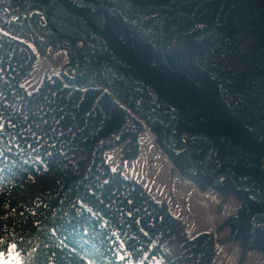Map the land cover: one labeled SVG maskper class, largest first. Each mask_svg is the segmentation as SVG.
Segmentation results:
<instances>
[{"label":"trees","instance_id":"16d2710c","mask_svg":"<svg viewBox=\"0 0 264 264\" xmlns=\"http://www.w3.org/2000/svg\"><path fill=\"white\" fill-rule=\"evenodd\" d=\"M50 46L69 58L29 90ZM145 125L264 254V0H0V264H211L213 233L105 158Z\"/></svg>","mask_w":264,"mask_h":264},{"label":"rangeland","instance_id":"374dc122","mask_svg":"<svg viewBox=\"0 0 264 264\" xmlns=\"http://www.w3.org/2000/svg\"><path fill=\"white\" fill-rule=\"evenodd\" d=\"M68 58L67 48L50 46L46 52L37 53L22 82L29 90L35 89L46 74L59 72ZM169 138L177 141L172 134ZM129 140L127 138L107 148L106 160L113 168L134 177L154 198L165 200L171 213L181 218L190 236L202 231L212 232L216 252L211 264H258L262 261L264 254L258 249H250L242 258L239 241L229 239L230 227L226 219L237 213L240 204L238 197L222 194L215 184L202 188L185 177L156 141V134L150 126H143L140 131L135 153L123 157ZM7 259L2 264L18 263L17 257Z\"/></svg>","mask_w":264,"mask_h":264},{"label":"water","instance_id":"95a60500","mask_svg":"<svg viewBox=\"0 0 264 264\" xmlns=\"http://www.w3.org/2000/svg\"><path fill=\"white\" fill-rule=\"evenodd\" d=\"M184 43H185L184 39H183V38L180 39V44H184ZM191 136H195V135H189V136H186V137H191ZM184 137H185V136H184ZM221 177H222V175H220L219 177H214V179L217 181V183H219ZM229 177H230L232 180H234L231 176H229Z\"/></svg>","mask_w":264,"mask_h":264}]
</instances>
